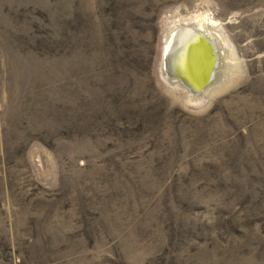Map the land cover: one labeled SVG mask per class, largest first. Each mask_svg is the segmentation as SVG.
Instances as JSON below:
<instances>
[{"label":"rangeland","instance_id":"1","mask_svg":"<svg viewBox=\"0 0 264 264\" xmlns=\"http://www.w3.org/2000/svg\"><path fill=\"white\" fill-rule=\"evenodd\" d=\"M0 264H264V0H0Z\"/></svg>","mask_w":264,"mask_h":264},{"label":"bare ground","instance_id":"2","mask_svg":"<svg viewBox=\"0 0 264 264\" xmlns=\"http://www.w3.org/2000/svg\"><path fill=\"white\" fill-rule=\"evenodd\" d=\"M211 32H212V27L209 28L208 26L206 29V34H204L198 31L193 26L176 25L170 30L165 41L166 43L164 48L165 51L164 77H167V80L170 82V84L181 87L184 84V86L188 88L187 86L190 81L184 79L186 78L184 76H188L190 74L191 63L192 65L193 63L195 64V69L196 72L198 73V78H200L199 80L205 77V68L207 67V65L208 64L211 65L206 80V82H208V80L211 79L209 85L199 93H195V90L193 93L188 88L191 95H194V99H197L199 101L201 97L198 95H201L204 91H206L211 86L214 79L217 78L215 76H217L220 68V63H221L220 59H222L223 53H226L225 52L226 49L224 50L226 43L222 35L217 31L214 33L215 35ZM196 36H200L203 39L208 40L210 43H212V46L209 48L208 46L203 45L199 48H194L193 51L194 58H193L191 43H194ZM212 48H214L215 59L213 61H208L209 50L210 49L212 50ZM171 54L172 56L170 58ZM166 67H169L170 69L173 70L174 76L173 75L168 76ZM184 80H186L187 83Z\"/></svg>","mask_w":264,"mask_h":264},{"label":"water","instance_id":"3","mask_svg":"<svg viewBox=\"0 0 264 264\" xmlns=\"http://www.w3.org/2000/svg\"><path fill=\"white\" fill-rule=\"evenodd\" d=\"M184 32V31H183ZM191 49H192V56L194 58V48H199L201 46H208L209 48L212 46V43H210L208 40H205L203 39L202 37L200 36H196V39L194 40V43H191ZM170 54V53H169ZM172 54L170 55V58H171ZM215 59V52H214V48H212V50L210 49L209 50V56H208V61H213ZM211 65L208 64L207 67L205 68V77L201 78V80H199L200 78H198V73L196 72V69H195V64L191 63V67H190V74L188 76H184L186 78L187 81H190L188 83V88L194 93V90H195V93H199L200 91H202L205 87H207L210 83V80H208V82H206L207 80V76H208V73H209V69H210ZM215 67V66H214ZM166 70H167V73H168V76L170 75H173L174 76V72L172 69H170L169 67H166ZM172 70V71H171ZM211 78V77H210ZM184 80L186 83L187 81Z\"/></svg>","mask_w":264,"mask_h":264}]
</instances>
